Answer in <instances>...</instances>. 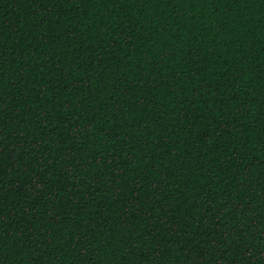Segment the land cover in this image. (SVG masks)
<instances>
[{
	"label": "clouds",
	"instance_id": "9594fccd",
	"mask_svg": "<svg viewBox=\"0 0 264 264\" xmlns=\"http://www.w3.org/2000/svg\"><path fill=\"white\" fill-rule=\"evenodd\" d=\"M0 264H264V0H0Z\"/></svg>",
	"mask_w": 264,
	"mask_h": 264
}]
</instances>
